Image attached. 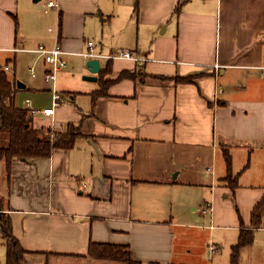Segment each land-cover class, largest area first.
Masks as SVG:
<instances>
[{
	"label": "crops",
	"instance_id": "obj_1",
	"mask_svg": "<svg viewBox=\"0 0 264 264\" xmlns=\"http://www.w3.org/2000/svg\"><path fill=\"white\" fill-rule=\"evenodd\" d=\"M50 1L0 0V69L25 84L16 104L38 108L35 128L80 124L102 158L81 137L50 159L15 160L9 177L0 167L1 213L28 252L24 264H125L88 257L90 242L129 246L134 264H230L264 197V0ZM88 42L145 60L102 61L106 80L129 77L94 108L99 75L75 78L91 75L74 60ZM55 44L68 68L55 86L63 101L47 117V66L31 51ZM225 151L235 189L223 181ZM263 235L264 214L239 264L251 255L264 264Z\"/></svg>",
	"mask_w": 264,
	"mask_h": 264
},
{
	"label": "trees",
	"instance_id": "obj_2",
	"mask_svg": "<svg viewBox=\"0 0 264 264\" xmlns=\"http://www.w3.org/2000/svg\"><path fill=\"white\" fill-rule=\"evenodd\" d=\"M110 72L111 66L108 65L99 73L101 88L93 94V108L95 107V99L100 96H108V88L115 81L129 77L124 72L117 80H106L105 76ZM176 81L194 83L193 78H177ZM17 83L12 81L4 70L0 69V167L5 165L8 177L15 160L24 162L47 160L56 150L73 149L76 141L81 137L92 139L91 136H85L82 133L80 124L75 123L67 124L66 128L61 131H54L52 128H35L30 111L16 104L17 95L21 91ZM224 155L228 175L223 181L235 189L238 186V176L232 178L231 156L227 151L224 152ZM3 207V198L0 197V234L5 242V264H24V257L28 252L20 246L13 234L11 217L1 213ZM263 208L264 197L253 210V227L241 226L238 240L231 247L230 264H239L241 251L254 243V231L261 224ZM87 255L92 259L101 261L134 264L129 246L90 242Z\"/></svg>",
	"mask_w": 264,
	"mask_h": 264
},
{
	"label": "built area",
	"instance_id": "obj_3",
	"mask_svg": "<svg viewBox=\"0 0 264 264\" xmlns=\"http://www.w3.org/2000/svg\"><path fill=\"white\" fill-rule=\"evenodd\" d=\"M48 7L56 8V2L54 0L48 2ZM52 31V29L50 30ZM13 52H19L20 50L15 48L12 50ZM31 52L35 53L39 56L41 60H43L44 64L47 66L45 71V83L51 86V91L53 94V102L52 106L43 110V114L47 117H51L55 114V109L60 106L63 101L61 94L55 88L58 74L61 71H64L68 68V63L65 60L64 56L68 53L64 51L61 45L55 44L52 47H48L45 45L39 46L37 49L32 50ZM84 58L86 61L88 60H100L102 61H116V60H125V61H134L136 63L145 61L144 59L136 56L130 51L127 50H116L109 55H104L96 52V43L88 42L87 49L79 54H76ZM2 70L8 72L10 68L8 66L4 67ZM30 74L33 78L37 76V72L35 67L30 69ZM26 108L32 113V115L38 114V110L35 109L30 100L25 102Z\"/></svg>",
	"mask_w": 264,
	"mask_h": 264
},
{
	"label": "rangeland",
	"instance_id": "obj_4",
	"mask_svg": "<svg viewBox=\"0 0 264 264\" xmlns=\"http://www.w3.org/2000/svg\"><path fill=\"white\" fill-rule=\"evenodd\" d=\"M87 47V46H86ZM87 49V48H86ZM74 60H75V63L76 65H79L80 67H82L83 71H88L87 67H86V61L84 58L82 57H79V56H75L74 57ZM75 74V73H74ZM8 75V74H7ZM10 76H12L11 74H9ZM9 76V77H10ZM84 74H75V78L78 79V77L80 78V80H83L84 78ZM106 77V76H105ZM49 86V85H48ZM58 91V90H57ZM61 94V93H60ZM66 95H68V93H65ZM62 96V95H61ZM63 98V96H62ZM52 99H53V94H52ZM35 109H38L34 106ZM28 109V108H27ZM29 110V109H28ZM30 114L32 115V113L30 112ZM33 116V115H32ZM232 178H234V175L232 173ZM3 198V197H1ZM4 202H5V199L3 198V206H4ZM5 209V208H3ZM262 214H264V208L262 209ZM256 238V237H255ZM256 240V239H255ZM254 240V244L256 243ZM259 240L263 241L264 242V235L262 238H259ZM5 242H4V239L2 238L1 234H0V264H5V260H6V248L4 246ZM253 244V246H254ZM251 252V251H250ZM253 255L251 256H247L246 259H245V264H253Z\"/></svg>",
	"mask_w": 264,
	"mask_h": 264
},
{
	"label": "water",
	"instance_id": "obj_5",
	"mask_svg": "<svg viewBox=\"0 0 264 264\" xmlns=\"http://www.w3.org/2000/svg\"><path fill=\"white\" fill-rule=\"evenodd\" d=\"M34 1H40V0H34ZM86 67L88 69V72L91 74L90 76H85L83 80L89 81V82H97L99 73L101 72V62L100 60H88L86 63ZM19 89H25V84L18 82L17 83ZM89 143L93 146L95 149V155L97 159L100 161L102 156L100 153V150L98 146L93 142L92 139H89Z\"/></svg>",
	"mask_w": 264,
	"mask_h": 264
}]
</instances>
